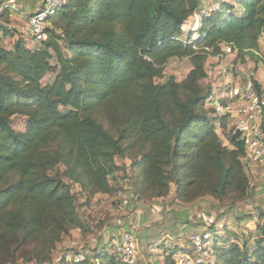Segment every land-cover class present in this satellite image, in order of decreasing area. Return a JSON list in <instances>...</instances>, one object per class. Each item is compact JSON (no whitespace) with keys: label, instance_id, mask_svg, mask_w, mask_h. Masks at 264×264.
<instances>
[{"label":"trees","instance_id":"trees-1","mask_svg":"<svg viewBox=\"0 0 264 264\" xmlns=\"http://www.w3.org/2000/svg\"><path fill=\"white\" fill-rule=\"evenodd\" d=\"M48 22L45 41L29 44L22 33L12 49L2 43L12 30L0 24V250L10 254L1 263L94 264L89 257L77 263L65 254L54 258L63 233L81 227L75 194L63 177L111 194L117 158L136 146L129 167L136 173L123 180L132 179L142 198L167 197L173 186L186 202L246 197L244 160H252L233 132V118L217 116L209 102L223 83L213 90L202 81L209 57L225 45L232 46L235 61L253 60L264 69V0H218L216 8L204 0H67ZM185 57L192 69L184 80L157 82L172 59ZM55 70L54 80L44 84ZM231 71L242 83L253 70ZM14 116L27 118L25 132L11 126ZM61 165V176L51 173ZM174 217L189 221L186 212ZM258 218L243 244H225L210 230L213 264H264L263 210ZM13 235L35 251L22 263L8 241ZM95 258V264H118L109 250Z\"/></svg>","mask_w":264,"mask_h":264},{"label":"rangeland","instance_id":"rangeland-1","mask_svg":"<svg viewBox=\"0 0 264 264\" xmlns=\"http://www.w3.org/2000/svg\"><path fill=\"white\" fill-rule=\"evenodd\" d=\"M19 1L26 2L25 10L27 13L32 12L36 2H41V0H16V3L18 4ZM0 23L2 24V22ZM19 38L20 36L18 35L12 40V43L15 42L14 44L16 45ZM2 40L3 45L9 47L7 41ZM262 44L263 48L261 47L260 54L264 58V39ZM234 59V56L227 55L225 52L218 56H210L207 62L208 78L202 81V84L204 86H212L213 90L220 86L222 75L218 73L217 69L218 65L223 63L233 67L234 70H239L241 66H244V72L252 66L253 68L249 70H253L255 77L264 87V71L262 68H255L256 65L253 60L240 62ZM51 63L53 66H58L57 59H53ZM191 69L192 64L187 57L172 59L165 67L164 77L158 78L157 82L168 81L172 76L180 82L186 78ZM56 75V70L48 72L43 79V83H51ZM235 76H237L236 73ZM62 110L66 111V109ZM103 124L110 130L107 122ZM11 126L16 131L25 132L27 118L14 116ZM219 134L223 143L229 145L226 135L221 132ZM138 153L139 147L136 146L129 151V155L126 158H117L116 162L119 169L110 181L114 188L111 194L93 193L90 189L74 183L69 177H63L66 183L71 185L72 192L75 194L81 227L63 233L62 242L58 243L54 253L56 261H58L59 256L70 253L72 255L82 254L85 258L89 257L95 264V256L97 254L103 253L105 250L113 253L110 245L111 240L114 237H120V234L126 231V226L132 229L138 237V264H173V261L169 260L167 256V251L164 252L166 247L168 248L170 245L174 247L178 244V251L183 249L195 253L192 249L193 234L198 233L204 236L205 233L211 232L210 230L213 228L216 229L217 234L223 239L222 241H225V244L232 241H238L243 244L244 240L249 239L251 230L256 228V223L259 221V211H264V195L260 194L261 196H259L257 194L259 191L256 188L259 182L254 177L251 167H249L250 162L248 159L247 161L244 160V162L250 180V189L244 199L239 200L234 196L219 200L212 196H204L191 202H186L177 198L175 186L172 187L167 197L151 198L147 194L142 198L135 192L132 179H129V182L123 180L127 178L128 173H136V170L133 171L134 169H132L131 171L129 167L132 166L133 157ZM64 170L65 166H56L51 173L61 176ZM126 199L129 201L127 204L124 203ZM174 212L179 214L186 212L189 218L188 223L184 224L182 223L183 221H177L174 217L176 214ZM167 225L177 229L180 235L175 237L167 233ZM111 229H113L114 235L111 234V237H109L108 231ZM211 233L214 241L215 233L213 230ZM8 241H12L11 246L16 251L21 263L27 254L35 252L32 250L33 247L29 248L23 241L16 242L15 235L10 236ZM151 244H157L155 249L150 247ZM7 254L0 250V264H10L8 261L1 263V257H9L10 254ZM208 257L206 256L205 260Z\"/></svg>","mask_w":264,"mask_h":264},{"label":"built area","instance_id":"built-area-1","mask_svg":"<svg viewBox=\"0 0 264 264\" xmlns=\"http://www.w3.org/2000/svg\"><path fill=\"white\" fill-rule=\"evenodd\" d=\"M67 0H41L38 8L26 18V35L32 42L42 43L48 38L47 28L49 18L54 16L62 8ZM8 4L15 11L19 10L16 0H9ZM199 38L198 33H194L192 41ZM223 52L232 55L234 52L231 45H225ZM226 80L221 89L215 92L209 102L217 116L233 118V132L239 133L243 139L248 157L253 162L264 163V92L259 93L255 87L253 71L246 75L242 83L234 81L231 70H225ZM128 203V199L124 201ZM192 249L195 253L185 250L178 251L172 245L168 247L172 250V260L174 264H213L212 233H194L192 236ZM112 251L118 264H138L139 242L136 233L130 229L114 237L111 240ZM157 244H151L155 249ZM209 256L206 260L205 257ZM85 259L82 254H65V260L69 263L81 262Z\"/></svg>","mask_w":264,"mask_h":264},{"label":"crops","instance_id":"crops-1","mask_svg":"<svg viewBox=\"0 0 264 264\" xmlns=\"http://www.w3.org/2000/svg\"><path fill=\"white\" fill-rule=\"evenodd\" d=\"M229 1H233V0H229ZM205 2L210 4V8L218 7V0H205ZM25 4H26L25 1L24 2L19 1L18 2L19 10L15 11L8 4V0H0V22H2V24L1 23L0 24L4 25L9 30H12V34L10 36L4 38V40L7 41V45L9 46L8 47L9 49H12L15 45L14 44L15 42L12 43V40L15 39L16 37H18V35L22 34V33H23V36L25 38H27L28 43L33 44V42L29 39V37L25 33L26 32V18H27V16L32 14L37 9V7L40 3L36 2L34 9L30 13L26 12V10H25L26 5ZM198 18L200 20V16H198ZM16 28H17V30H16ZM263 39H264V37H262V39H261V44H262ZM262 48H263V44H262ZM216 58H218V57H216ZM228 63H230V62H228ZM218 66L219 67H218L217 71H219L218 73H220V75H222L220 78V84H221V83L225 82V80L227 79L226 74H225V70L226 69L231 70V66H227L226 64H223V63H221ZM250 68H253V67L250 66ZM250 68H248L247 70H249ZM260 68L263 69V67H260ZM244 70H245V67L241 66L239 68V70H235V72L237 71V74H241L242 72H244ZM263 71H264V69H263ZM234 74L235 73H233V76H232L233 80L240 82L239 75L235 76ZM249 167H251V169L255 175L254 177L259 182L258 187L256 188L259 191V192H257V194L259 196H261L260 194L264 195V163L250 161Z\"/></svg>","mask_w":264,"mask_h":264}]
</instances>
